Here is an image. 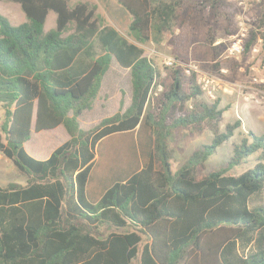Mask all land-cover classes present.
Returning <instances> with one entry per match:
<instances>
[{
  "label": "trees",
  "instance_id": "16d2710c",
  "mask_svg": "<svg viewBox=\"0 0 264 264\" xmlns=\"http://www.w3.org/2000/svg\"><path fill=\"white\" fill-rule=\"evenodd\" d=\"M4 1L20 4L27 20L14 25L0 13V151L28 183L0 186V264H264V204L254 203L264 194V156L241 175L229 174L264 150V135L250 132L226 165L205 172L209 158L243 123L221 132L218 123L228 107L220 98L208 102L196 72L188 75L182 65L202 60L222 69L215 30L201 17L219 10L236 23L234 4L117 0L132 16V42L103 25L89 2ZM51 11L56 27L46 31ZM72 25L74 32L66 35ZM167 39L180 63L165 72L141 45ZM259 39L264 55V18L245 52ZM113 59L130 70L131 104L85 130L79 117L93 108ZM204 123L214 130L212 143L173 171L176 131L200 130ZM60 126L68 141L46 160L30 155L25 145L34 132ZM135 132L141 157L134 156L133 166H111L116 176L99 200L89 202L96 147Z\"/></svg>",
  "mask_w": 264,
  "mask_h": 264
},
{
  "label": "rangeland",
  "instance_id": "374dc122",
  "mask_svg": "<svg viewBox=\"0 0 264 264\" xmlns=\"http://www.w3.org/2000/svg\"><path fill=\"white\" fill-rule=\"evenodd\" d=\"M84 1L98 7L97 13L101 16L103 25L112 26L119 30L130 41L135 42L130 35L129 25L132 16L129 11L117 0H70L72 5ZM233 3L236 9L234 23L227 19L225 14L219 10H206L202 13V20L212 26L217 37V44L221 45L222 58L225 60L222 69L216 70L211 65L202 60L194 61L195 64L205 72L211 73L222 79V89L217 93L216 99H221V107L227 108L221 117L218 125L221 132L226 130L227 125L242 120L243 126L239 128L234 137L221 145L217 151L209 158L205 164V172L220 169L226 165L234 154L237 145L248 138L251 133L264 135V55L263 40L259 39L255 46L262 44L261 52H254V48L249 52H244L239 56L229 53L231 36L238 33L239 17L243 16L247 25L246 44L250 39L251 31L260 29L261 21L264 18V0H228ZM189 7L182 10L183 17L189 12ZM0 13L6 16L12 24L19 25L25 22L26 16L21 5L14 2L0 0ZM56 13L51 11L47 23L46 31L56 27ZM237 26V27H236ZM237 30L234 33L230 31ZM74 32V26L66 35ZM145 48V55L151 58L157 67L165 70L167 57L176 58L169 39L161 45L149 42L141 45ZM246 48V46H245ZM180 63V62H178ZM257 78L258 81L254 79ZM132 82L130 70L120 67L113 59L111 67L104 77L102 89L98 98L94 101L93 108L85 111L81 116V126L85 130H92L104 119L109 118L119 112H124L131 104ZM205 99L210 100L205 94ZM4 120V111L0 108V128ZM142 136V135H141ZM215 137L214 130L208 123H204L201 129L194 127L182 128L176 131L175 141L171 143L174 150L171 165L173 171H177L193 154L194 151L202 148L206 144H211ZM69 134L64 126L55 131L43 132L41 135H33L32 139L26 143V149L36 159H42L33 154L28 148L33 146L36 153L48 152L53 147H57L67 141ZM29 144V145H28ZM28 145V148H27ZM96 165L93 170V180L90 188L95 191L90 194L89 202H94L99 195L98 191L102 187V180L108 175V171L113 165L133 166L134 156L141 157L142 150L139 143L138 132L131 134H117L105 139L96 147ZM264 150L253 154L245 159L240 165L230 171V175L238 176L254 168L263 158ZM162 168L160 161L156 162L155 169L159 172ZM110 176H116V172H111ZM26 183L27 178L21 175L19 169L4 155L0 159V181ZM254 203L264 204V194L258 196ZM106 230V229H105ZM110 230L104 233L108 234ZM133 264H140L136 260Z\"/></svg>",
  "mask_w": 264,
  "mask_h": 264
},
{
  "label": "built area",
  "instance_id": "2783aa9c",
  "mask_svg": "<svg viewBox=\"0 0 264 264\" xmlns=\"http://www.w3.org/2000/svg\"><path fill=\"white\" fill-rule=\"evenodd\" d=\"M238 33L231 36V43L229 46V53L234 56L241 55L246 46V37H247V25L246 20L243 16L239 17L238 21ZM262 44L255 46L254 52H261ZM178 63V60L174 57H167L165 60V64L168 68L175 66ZM185 68V71L188 75H191L192 72H196L198 77V82L204 90L205 94L208 96L210 100H214L217 98V93L220 89H222V79L216 75L205 72L200 69L194 61H191L188 64H182ZM258 81L257 78L254 79ZM1 156V155H0Z\"/></svg>",
  "mask_w": 264,
  "mask_h": 264
},
{
  "label": "crops",
  "instance_id": "0c3cea01",
  "mask_svg": "<svg viewBox=\"0 0 264 264\" xmlns=\"http://www.w3.org/2000/svg\"><path fill=\"white\" fill-rule=\"evenodd\" d=\"M57 18V17H56ZM82 116V115H81ZM81 116L79 117V120H80V122L82 121L81 120ZM61 127V126H60ZM59 128V127H58ZM57 128V129H58ZM57 129H55V130H57ZM55 130H50L51 132L52 131H55ZM43 132H48V130H45V131H42V132H40V133H33V135H41ZM69 134V133H68ZM33 135H32V137H33ZM32 139V138H31ZM70 139V135H69V138L67 139V141ZM66 142V141H65ZM64 142V143H65ZM63 144V143H62ZM61 144V145H62ZM29 145V144H28ZM28 145H27V148H28ZM61 145H59V146H61ZM26 146V145H25ZM59 146H57V147H53L51 150H49L48 152H46V151H44L43 153H41V154H39V155H37V154H35L36 156H38V157H40V158H42V159H40V160H46V159H48L50 156H51V154L53 153V151L56 149V148H58ZM30 147H33V146H30ZM33 149V148H32ZM29 150H31V149H29ZM31 152H33L32 150H31ZM34 154V153H33ZM0 159H2V157H3V154L1 153V151H0ZM124 167V166H123ZM111 172H112V170H109L108 171V175L106 176V177H104V179L102 180L103 182H102V187L100 188V190L98 191V197L96 198V199H94V200H99L102 196H103V194L105 193V191H106V186H107V184L108 183H110L112 180H113V178H114V176L112 177V176H110L111 175ZM22 175V174H21ZM25 176V175H24ZM26 178H27V180H26V183L25 184H23V183H17V184H20V185H23V186H25V185H27V183H28V177L27 176H25ZM92 180H93V175H92V178H91V182H92ZM91 182L89 183V185H88V189H87V191H88V196H89V198H90V194L92 193V191L94 192L95 191V188L93 187L92 189H89L90 188V184H91ZM11 183H16V182H5V180L3 179V181L1 182L0 181V186H7V185H9V184H11Z\"/></svg>",
  "mask_w": 264,
  "mask_h": 264
}]
</instances>
